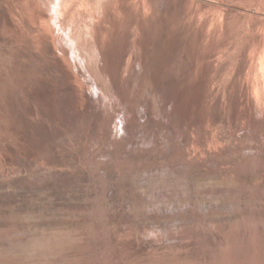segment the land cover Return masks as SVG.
Returning <instances> with one entry per match:
<instances>
[{"label": "rangeland", "instance_id": "1", "mask_svg": "<svg viewBox=\"0 0 264 264\" xmlns=\"http://www.w3.org/2000/svg\"><path fill=\"white\" fill-rule=\"evenodd\" d=\"M165 140L173 143L168 158ZM122 153L146 170L177 155L199 170L222 163L213 181L234 185L241 203L264 207V0H0V264L17 255L10 239L48 233L42 223L53 216L42 202L51 189L62 195L60 215L83 223V205L97 204L86 202L83 187L109 189L92 182L91 158L112 162ZM192 182L185 185L193 189ZM159 183L152 191L134 187L132 197L165 199V180ZM222 205L208 207L220 221L189 225L219 240L208 254L238 230L248 240L255 225L264 232L263 220ZM118 209L125 214L123 204ZM150 210L165 217L159 205ZM228 212L235 219L222 215ZM82 238L35 260L88 263ZM146 241L133 258L151 264L168 250L165 237ZM244 261L264 264V256Z\"/></svg>", "mask_w": 264, "mask_h": 264}, {"label": "bare ground", "instance_id": "2", "mask_svg": "<svg viewBox=\"0 0 264 264\" xmlns=\"http://www.w3.org/2000/svg\"><path fill=\"white\" fill-rule=\"evenodd\" d=\"M184 136L186 134H181L179 137L181 143L187 142V139L181 138ZM129 144L130 146L133 145L132 142ZM172 147L173 143L165 140V153L162 154L165 155V158L173 154V152L170 153ZM112 157L114 158L112 162L109 161L110 159L101 161L96 157L91 158L96 163L95 167H98L96 174H92L96 176L95 179H91L92 182L96 179L99 182L100 180L106 181L109 189L102 188L97 194L91 187H83V197H87L86 202L90 203L92 202L91 199L94 198L97 203L95 206L83 205L82 209L88 211V216L83 217V223L78 220L81 217L75 219L77 215L73 213H69L71 214L70 218H63L64 215H60V206L55 200L62 199V195L54 196V193L50 191L55 192V190L51 189L48 191L50 194L43 197L44 201L42 202L43 207L50 211L53 216V220L50 219L48 222L42 223L48 233L37 240L35 238L29 241L23 240L24 238H19L18 241H14L13 238L10 239L12 250L17 254L11 264H17V262L24 264V259L27 257L31 258L28 264H52L53 260L52 262L44 259L37 261L35 258L40 260L38 258L40 254H45L48 257H51L52 254L57 256L65 250L63 247L69 245L71 240L74 239L73 244H75L80 235H84L82 243L86 245L85 249L89 252L90 262H67L62 264H149L142 258H133L134 253L138 250L136 248L142 247L144 244L148 245L146 237L156 238L158 236L159 238L165 237V245L168 250L165 251L164 256L154 257L150 262L151 264H213V262L215 264H245L246 257L260 260L264 256V232L258 225L252 226L255 231L251 240L243 239L241 231L238 230L232 234L234 237L229 236L230 241L222 244V251L219 252V248L217 250L213 249L214 251L209 249V254L206 248H209V246L216 247L219 240L216 242L214 241L215 237L211 239L208 234L189 228L192 223H196V226H198L200 221L209 223L220 221L216 213H211V209L208 208L213 202H218L221 206L224 203L231 209L236 208L243 217H253L264 221V207L254 206L255 201L258 202V200L252 201V204H243L238 201V196H236L238 191L235 190L234 185L226 188L213 181L214 178L218 180L221 178L223 172L220 169V164L222 163H209L208 170H199L193 164L188 163L187 160L185 161L182 156L177 155L174 156V161L170 160L164 168L146 170L144 166H141V163L130 162L126 154H120L117 159L115 156ZM119 166H121V172H115L117 168H120ZM235 171L239 175L243 173L242 170L235 169ZM91 180L88 182H91ZM163 180H165V199L148 192L144 198L136 199L132 197V191L130 190L134 187L140 186V184L145 185L147 188L156 187ZM187 181H193V189L185 185ZM126 182L129 184H126ZM205 182H208L206 186H204ZM120 185L128 187V192L124 194L120 190H116ZM221 187L225 189V192L229 189V192L220 195L208 191V189L215 190ZM149 189L154 190V188ZM127 195L129 198H127ZM119 204H123L122 210L125 211V214L119 213ZM153 205L163 207L165 217L157 219V212L154 213L150 210ZM74 207L71 206L70 209H74ZM222 215H229L235 219L234 212ZM1 223H3L2 220ZM220 223L219 225L215 223V230L219 231L222 228L223 223ZM82 228L87 231L85 233L77 232L83 230ZM122 228L124 229L122 230ZM145 229L152 231H150V234L145 233L144 237L142 234ZM200 229L204 230V228ZM154 230L161 232L155 233ZM97 231L100 233H97ZM123 231L129 232L124 235L118 234ZM212 231L214 233L213 229ZM140 232L143 233L140 234ZM185 239H190L189 244L182 242ZM115 251L118 254L114 255ZM23 254L26 256H23ZM127 258L134 261V263L120 261V259Z\"/></svg>", "mask_w": 264, "mask_h": 264}]
</instances>
